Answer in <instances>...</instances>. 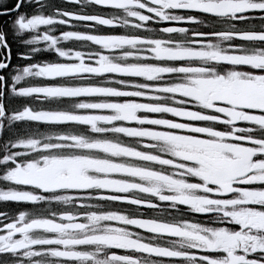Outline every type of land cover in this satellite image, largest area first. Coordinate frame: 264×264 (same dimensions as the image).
<instances>
[{
  "label": "snow or ice",
  "instance_id": "1",
  "mask_svg": "<svg viewBox=\"0 0 264 264\" xmlns=\"http://www.w3.org/2000/svg\"><path fill=\"white\" fill-rule=\"evenodd\" d=\"M0 17V264H264V0Z\"/></svg>",
  "mask_w": 264,
  "mask_h": 264
},
{
  "label": "flooded vegetation",
  "instance_id": "2",
  "mask_svg": "<svg viewBox=\"0 0 264 264\" xmlns=\"http://www.w3.org/2000/svg\"><path fill=\"white\" fill-rule=\"evenodd\" d=\"M8 24V18L7 17H0V28L6 29ZM12 48H13V62H17V52L22 51V47L20 44L16 41L12 42Z\"/></svg>",
  "mask_w": 264,
  "mask_h": 264
}]
</instances>
